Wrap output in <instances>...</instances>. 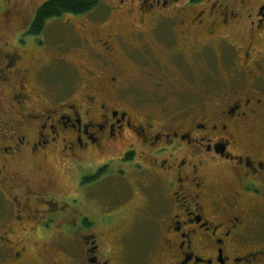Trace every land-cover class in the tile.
I'll return each mask as SVG.
<instances>
[{"label": "flooded vegetation", "instance_id": "flooded-vegetation-1", "mask_svg": "<svg viewBox=\"0 0 264 264\" xmlns=\"http://www.w3.org/2000/svg\"><path fill=\"white\" fill-rule=\"evenodd\" d=\"M47 1L0 0V21L22 26L12 49L0 32V264H148L145 251L154 264H264V0H100L35 33ZM65 14L76 64L63 37L24 39ZM62 74L59 89L41 79ZM128 74H206L208 86L141 113ZM53 164L71 192L36 178ZM103 181L99 200L87 187ZM130 239L139 257L125 255Z\"/></svg>", "mask_w": 264, "mask_h": 264}, {"label": "rangeland", "instance_id": "rangeland-1", "mask_svg": "<svg viewBox=\"0 0 264 264\" xmlns=\"http://www.w3.org/2000/svg\"><path fill=\"white\" fill-rule=\"evenodd\" d=\"M36 1V0H33ZM0 7L2 5L0 4ZM30 8V9H29ZM31 8H34L31 4L26 5L25 7V14L27 17V20L30 17V13L33 11ZM65 18H71L72 20H76L77 17L72 14H65L63 18H54L50 20L47 24V32L46 35L44 34L43 36H32L30 34H27L24 36V39H35V41H41L44 40V43L48 45L50 48H55L53 45V40L55 38L63 37V39L67 40V43L65 44V47L69 52L65 53L66 59L71 62L72 64H76L77 61H79L77 52H73L70 50H73L77 45H78V40L74 36H70L69 34H66L71 30L69 26L66 23ZM19 21V20H18ZM18 21L15 22V24L7 25L3 19V21H0V32L3 34L4 40L2 43H8L9 44V49H12V47L16 44V34L19 30V27L21 28L22 26L20 24H17ZM76 32V30H73ZM18 38L20 39L21 37ZM62 53L64 51L62 50ZM47 58L49 54H46ZM0 58H1V48H0ZM125 61H127L130 64V61L124 57ZM44 61V60H41ZM122 60L123 64H128ZM47 62V61H46ZM49 64H45L46 71H49L50 69L54 68L57 73H60L61 71V66L63 65L60 64V61L56 60H48ZM168 63V62H167ZM64 68V67H63ZM54 74V72L52 73ZM46 75V74H45ZM129 77L135 78L133 79L137 83V88L135 91V98L136 100L140 101V111L141 113L143 112H153L155 114H159L160 112H167L171 111L173 109L176 110V108L183 104L185 97L188 99H194L199 96V94L208 86L207 83V78L206 74H156L154 77H149L147 80L143 78L141 74H128ZM67 75L62 74L60 76H42L43 82H50V84L55 85L53 87H56L59 89L63 83L68 81ZM176 76H179L181 79L177 80L175 79ZM44 77V78H43ZM138 78V79H137ZM74 80V78H73ZM72 80V81H73ZM71 81V82H72ZM80 81V79L78 80ZM71 82L69 84H71ZM72 88L70 89L71 92H74L75 89L77 88L78 85H71ZM2 86H0L1 90ZM56 89V90H57ZM53 92V91H52ZM9 94V89H2L0 91V101L2 102L3 99L6 100L7 95ZM52 94V93H51ZM147 101H145V100ZM4 103V102H3ZM97 159L102 161V157L97 156ZM98 160V161H99ZM60 166L57 164L50 165L48 167H45L44 169L41 168H34V173L36 175V178L40 181L44 178L45 175H53L54 179L57 182V185L59 187H65V190L71 192L72 189L69 188L70 184L67 181V173L65 172V169L59 168ZM84 172L86 173V176H84V181L88 180L86 183L89 182L90 177L96 173L94 170H90L89 168H85ZM55 174V175H54ZM106 182H101L97 187L90 185L87 187V189H93L94 191L100 192L101 196L99 200H102L101 198H106L108 195V187L105 185ZM135 189L133 193L136 195L138 192L142 193L143 188L140 186H135L133 187ZM135 206L141 203L140 196L137 195L135 197ZM101 205L103 203H107L106 200L99 201ZM137 215V214H136ZM126 224V227H132L134 226V222H129V221H124ZM125 226V225H124ZM133 230L131 231L132 234ZM130 235V233H128ZM128 237V235H127ZM112 236L109 234L107 235V241H105L109 247H112L113 243L111 242ZM133 239V238H131ZM125 242L124 247H126V253L125 255L127 256L128 253V258L129 257H139L140 254L138 253V248L141 249V243H136L134 244V240ZM139 242V241H138ZM125 252V251H124ZM142 259L145 258V262L148 264H154L152 262V258L154 255L149 254L147 251L143 255H141Z\"/></svg>", "mask_w": 264, "mask_h": 264}, {"label": "trees", "instance_id": "trees-1", "mask_svg": "<svg viewBox=\"0 0 264 264\" xmlns=\"http://www.w3.org/2000/svg\"><path fill=\"white\" fill-rule=\"evenodd\" d=\"M100 4V0H48L40 9L35 21L34 32L39 33L48 19L63 13H84Z\"/></svg>", "mask_w": 264, "mask_h": 264}]
</instances>
